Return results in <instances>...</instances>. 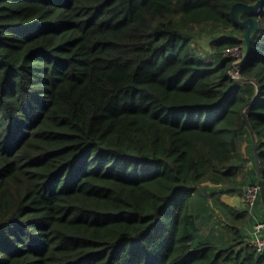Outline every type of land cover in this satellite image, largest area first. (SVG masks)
I'll return each instance as SVG.
<instances>
[{"label":"trees","instance_id":"16d2710c","mask_svg":"<svg viewBox=\"0 0 264 264\" xmlns=\"http://www.w3.org/2000/svg\"><path fill=\"white\" fill-rule=\"evenodd\" d=\"M256 1L0 0V264H264L222 198L244 149L264 208V8L226 52Z\"/></svg>","mask_w":264,"mask_h":264},{"label":"built area","instance_id":"2783aa9c","mask_svg":"<svg viewBox=\"0 0 264 264\" xmlns=\"http://www.w3.org/2000/svg\"><path fill=\"white\" fill-rule=\"evenodd\" d=\"M243 46H244L243 44L235 45L233 47L227 48L226 52L230 56L234 57L235 61H236V57L233 55L235 53L241 52L242 54L237 58L238 61H241L245 55V50ZM233 74L236 77H240L239 66L235 68ZM253 164H254L253 160L248 161V165H253ZM261 191H262V186L260 183L245 184L242 187V191H241V198L244 203V206L249 208L252 218L255 219L253 228L250 231L251 238L249 240V243L253 247H255L258 251H264V219L258 217L257 209H256L257 201L261 194Z\"/></svg>","mask_w":264,"mask_h":264},{"label":"rangeland","instance_id":"374dc122","mask_svg":"<svg viewBox=\"0 0 264 264\" xmlns=\"http://www.w3.org/2000/svg\"><path fill=\"white\" fill-rule=\"evenodd\" d=\"M207 27H200V28H197L196 29V36H194V47H196V49H198L199 53L202 54V56L204 57H207V53L209 52L210 50V46H209V42H210V39L214 36V34H217L219 31L221 30H215L214 32L212 31L213 29H211L212 32H210V28L209 29H205ZM246 30H247V27H245ZM245 35H246V32H245ZM244 47V50H245V46ZM242 53L239 52V53H235L233 56L236 57V61L234 62V65H236L238 62L237 58L238 56H240ZM243 57V56H242ZM209 59V58H208ZM238 67V66H236ZM233 69L232 72H234L235 68ZM241 164L243 165V171L241 173V178L242 177H247V180H246V184L249 182V183H252L249 181L248 179V176L247 174L249 173L248 170H246V151L244 149H241L240 150V155H239V160H238V164ZM251 169V168H250ZM204 187L207 191L208 194H210V188L209 187H217L216 183L214 182L213 179H207L205 182H204ZM242 188V187H241ZM242 191V190H241ZM241 191H239L238 193L234 194V195H229V194H223V196H225V198L227 199V201H229L230 203H237L236 206L240 207L242 206L244 203L242 201V198H241ZM242 202V204H241ZM261 200L259 198V200L257 201V206H256V209H257V213H262L264 212V208L263 207H260L259 204H260Z\"/></svg>","mask_w":264,"mask_h":264},{"label":"water","instance_id":"95a60500","mask_svg":"<svg viewBox=\"0 0 264 264\" xmlns=\"http://www.w3.org/2000/svg\"><path fill=\"white\" fill-rule=\"evenodd\" d=\"M263 8H264V0H257L255 3L238 2L232 8V17L234 21L242 27H247L246 35H245V55L240 62H238L236 65L233 64V66H231V68L229 69V72L233 77H236L232 72L234 67L241 65L251 55L252 52L251 35L252 32L258 26V20L255 17V14L259 13ZM241 13H246L249 16L243 20L240 17Z\"/></svg>","mask_w":264,"mask_h":264},{"label":"crops","instance_id":"0c3cea01","mask_svg":"<svg viewBox=\"0 0 264 264\" xmlns=\"http://www.w3.org/2000/svg\"><path fill=\"white\" fill-rule=\"evenodd\" d=\"M222 198H223L224 200L227 201V199L225 198V196H222ZM227 202L230 203L229 201H227ZM230 204L236 206L237 203H230ZM241 204H242V202H241ZM237 207H238V206H237ZM241 207H244V204H243L242 206H240V208H241ZM258 217L264 218V212H262V213H260V214L258 213Z\"/></svg>","mask_w":264,"mask_h":264}]
</instances>
